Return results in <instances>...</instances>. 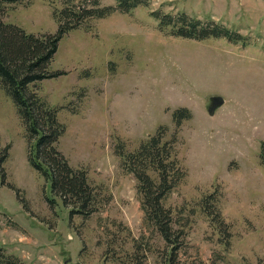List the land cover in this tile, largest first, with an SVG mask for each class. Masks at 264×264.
I'll use <instances>...</instances> for the list:
<instances>
[{"label":"rangeland","instance_id":"rangeland-1","mask_svg":"<svg viewBox=\"0 0 264 264\" xmlns=\"http://www.w3.org/2000/svg\"><path fill=\"white\" fill-rule=\"evenodd\" d=\"M30 1L8 4L2 20L56 33L53 10L63 1ZM74 2L80 11L93 6ZM139 2L125 12L84 15L50 64L61 73L30 85L65 127L58 150L98 193L90 216L71 217L31 166L26 124L0 83V145L9 147L0 164V252L12 258L0 264H169L171 247L147 225L138 180L117 151L137 150L160 127L164 140L176 139L173 157L183 171L165 200L174 228L184 232L175 264H264V0ZM183 12L241 40L160 28L157 15ZM177 109L190 113L181 124Z\"/></svg>","mask_w":264,"mask_h":264},{"label":"trees","instance_id":"trees-1","mask_svg":"<svg viewBox=\"0 0 264 264\" xmlns=\"http://www.w3.org/2000/svg\"><path fill=\"white\" fill-rule=\"evenodd\" d=\"M27 1L31 2L0 0V83L26 124L30 146L28 160L31 166L51 182L53 195L60 197L70 208L71 217L77 214L88 217L99 208L101 201L98 193L89 183L86 171L72 167L58 150L57 142L65 127L58 121L57 110L40 100L38 95L31 91L30 85L61 73L50 72V64L62 37L82 24L84 15L103 17L115 10L125 12L140 2L118 0L116 6H101L98 0H88L93 6L80 11L81 8L74 0H51L49 4L52 6L57 1H63L61 8L54 6L53 10V16L59 26L56 33L40 35L2 20L8 4ZM153 14L158 13L153 11ZM157 17L160 19V28L176 36L195 39L224 37L233 42L240 41L242 36L221 24L211 21L206 24L184 12L176 15V19L168 13ZM173 117L177 124H181L182 120L190 117V113L186 109H177ZM165 136V127H160L137 150L124 152L123 148H118L117 151L126 170L134 173L138 180V191L141 194L147 225L157 231L171 247L169 264H175L177 250L183 244L179 239H183L184 232L174 228L172 210L165 205V200L183 178V171L178 166L177 159L173 157L176 139L164 140ZM8 148L0 145V164L6 160ZM261 162L264 165V142ZM150 171H154L157 178L152 177ZM47 200L50 204L56 202L52 198ZM208 204L204 210L213 220L218 219L220 213L213 212ZM2 258H5V255L0 252V260H3ZM5 259L10 261L12 258ZM11 262L10 264L14 263Z\"/></svg>","mask_w":264,"mask_h":264},{"label":"water","instance_id":"water-1","mask_svg":"<svg viewBox=\"0 0 264 264\" xmlns=\"http://www.w3.org/2000/svg\"><path fill=\"white\" fill-rule=\"evenodd\" d=\"M65 264H83L82 262H73V263H68V260L65 261Z\"/></svg>","mask_w":264,"mask_h":264}]
</instances>
